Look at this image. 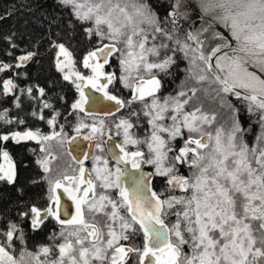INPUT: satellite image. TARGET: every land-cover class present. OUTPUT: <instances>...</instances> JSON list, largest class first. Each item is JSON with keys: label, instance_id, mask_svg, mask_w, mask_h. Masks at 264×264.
Wrapping results in <instances>:
<instances>
[{"label": "snow or ice", "instance_id": "1", "mask_svg": "<svg viewBox=\"0 0 264 264\" xmlns=\"http://www.w3.org/2000/svg\"><path fill=\"white\" fill-rule=\"evenodd\" d=\"M54 3L68 43L58 32L49 49L78 93L68 113L76 135L52 102L64 97L17 71L38 51L0 35L11 58L0 59V98L21 109L26 97L50 129L21 130L25 119L0 107V182L18 178L9 142L34 141L47 184L15 219L0 216V264H264V0ZM78 33L91 45L79 56ZM83 129L95 153L76 142ZM66 142L72 163L54 175ZM48 221L58 229L29 250L23 225Z\"/></svg>", "mask_w": 264, "mask_h": 264}, {"label": "trees", "instance_id": "2", "mask_svg": "<svg viewBox=\"0 0 264 264\" xmlns=\"http://www.w3.org/2000/svg\"><path fill=\"white\" fill-rule=\"evenodd\" d=\"M0 16L4 17L0 20V35L15 33L21 48L38 51L34 61L29 62L26 68L17 71L28 73L26 83L39 84L50 89L49 96L62 95L64 100L59 102L53 100L52 102L63 115L62 109L73 102L74 94L68 82L63 81L61 74L53 66V52L49 49L50 40L62 37L63 41L68 43L63 24L56 27L60 21L56 19L57 10L54 0H0ZM50 22H52L51 27H49ZM58 32L61 37L56 36ZM70 43L77 56L91 46L87 38L79 33ZM5 48L7 45L0 41V49ZM16 54L19 55V51ZM0 59L10 61L11 58L5 57L0 51ZM10 75H12L11 72L2 74V78L6 79ZM21 81H24L23 77ZM21 99V109H15L10 98H0V107L9 108L10 115H19L25 119L26 123H29L32 121L29 113L32 111L33 105L26 97ZM20 148V146H14L11 150L18 172L15 186L0 185V216L4 218L15 219V213L21 201L35 200L46 194L47 184L42 180L45 175L42 168L39 169L33 160L22 157L25 154L32 155L33 152L29 149H32L33 146L28 144L25 152ZM33 181L39 182L33 183ZM17 189H21L22 192H18Z\"/></svg>", "mask_w": 264, "mask_h": 264}, {"label": "flooded vegetation", "instance_id": "3", "mask_svg": "<svg viewBox=\"0 0 264 264\" xmlns=\"http://www.w3.org/2000/svg\"><path fill=\"white\" fill-rule=\"evenodd\" d=\"M183 66L184 65L182 64L181 67H183ZM83 71L86 72L87 70H83ZM180 78H182V74H180ZM177 82H179V80H177ZM68 84L72 88V91H73V94H74V99L77 98L78 97V93L76 92L75 88L71 85L70 82H68ZM169 87H172V85H169ZM122 94L126 95L127 94V90L126 89L122 90ZM71 103L66 108L62 109V111H64L62 117H66L67 119L66 120L64 118L60 119V123L65 124V132L68 134L69 137L76 135V133L73 131V127L75 126L76 120L72 116L68 115V113L70 111ZM31 120L33 122L31 121L29 123H25V125H21V130H23L24 127H32V128H40L45 133H48L50 131L49 127L44 122L38 121V120H36L33 117L31 118ZM108 120H109V123H110L111 122V118H108ZM86 122L90 123L91 121L86 118ZM133 131H136V130L134 129ZM87 134H88V130L87 129H83L81 131L80 137H82V135H87ZM108 134L109 133L106 130L105 139H107V135ZM111 135L113 136L114 139H116V137H115V129L112 130ZM92 143H93L92 141H86V144L83 146L84 151L95 153L96 149L93 148V147H89ZM28 144H31L33 146V148H36L37 152L33 153L32 155H29V156L24 153L25 155H23L22 157H24V158L27 157V158L33 160L36 163V160L38 159L40 153L38 151V145L34 141L27 142V143H22L21 145H15V144L9 142V150L10 151L13 150L14 146H20L21 147L20 149L23 150V152H25L26 147H27ZM54 151H55V154L58 157L57 160L53 161V163H52V168L54 170L53 174L55 175V174H58L59 168L62 169L61 166L64 163H66V162L67 163H72V161H71V159H70V157L68 155L69 147H68V143L67 142L65 143V145H64V147L62 149L57 148V149H54ZM71 155H72V153H71ZM78 156H80L79 153H78ZM61 157L64 159V161L61 159ZM80 158L82 159L83 157L80 156ZM85 163H86V166H90L91 165V161H86ZM37 166L40 169V166L39 165H37ZM144 169L147 170V171L151 170L150 166H148V165H145ZM2 184H6V183L0 182V185H2ZM153 186L156 188L157 191L161 190L159 181H154ZM23 227L25 228V231H26V234H27L26 246H27V248L29 250H32V251H34L36 249V247H38L39 245L47 243V238H48L49 234L52 231L58 229V226L53 221H48L43 226L42 230H39V231H36V232H32L31 229L28 227L27 223H25L23 225Z\"/></svg>", "mask_w": 264, "mask_h": 264}, {"label": "water", "instance_id": "4", "mask_svg": "<svg viewBox=\"0 0 264 264\" xmlns=\"http://www.w3.org/2000/svg\"><path fill=\"white\" fill-rule=\"evenodd\" d=\"M95 95H97V96H99L100 95V93H94ZM110 102H107V101H105L104 102V105H98L96 108H95V112L98 114V115H102L103 114V109H104V106L105 105H107V104H109ZM83 136H85V135H82V137H77V143H79V144H81L82 146H84L85 144H86V140H84L83 139ZM109 143H111V142H109ZM68 147H69V151L72 149V148H74L75 147V144H69L68 143ZM78 153L79 152H72V155L73 156H78ZM80 154V153H79ZM145 171H147V170H145ZM65 199H67L66 197H64Z\"/></svg>", "mask_w": 264, "mask_h": 264}, {"label": "rangeland", "instance_id": "5", "mask_svg": "<svg viewBox=\"0 0 264 264\" xmlns=\"http://www.w3.org/2000/svg\"><path fill=\"white\" fill-rule=\"evenodd\" d=\"M61 159L64 161V159L61 157ZM62 169L61 168H59V171H61Z\"/></svg>", "mask_w": 264, "mask_h": 264}]
</instances>
